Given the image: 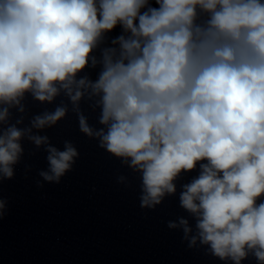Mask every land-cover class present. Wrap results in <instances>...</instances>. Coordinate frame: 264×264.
Listing matches in <instances>:
<instances>
[{
  "label": "clouds",
  "instance_id": "9594fccd",
  "mask_svg": "<svg viewBox=\"0 0 264 264\" xmlns=\"http://www.w3.org/2000/svg\"><path fill=\"white\" fill-rule=\"evenodd\" d=\"M156 3L141 13L148 0H0V102L19 103L28 91L51 101L57 84L71 95L102 33L122 25L131 36L119 38V58L106 52L99 80L89 82L103 93L101 123L109 125L97 135L109 152L142 170L144 205L159 203L165 191H175L172 181L182 170L207 160L181 196L184 208L200 214L202 242L236 264L246 248L264 261V203H256L264 194V2ZM197 6L211 14L207 27L194 25ZM64 115L57 109L33 126ZM6 116L0 112V120ZM80 124L92 135L83 117ZM21 136L15 127L0 136L7 177ZM49 152L54 175H42L58 179L76 152L70 146Z\"/></svg>",
  "mask_w": 264,
  "mask_h": 264
}]
</instances>
